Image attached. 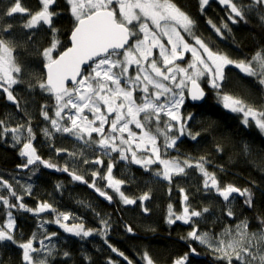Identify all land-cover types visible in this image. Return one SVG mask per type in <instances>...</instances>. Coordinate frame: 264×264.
<instances>
[{
  "label": "snow or ice",
  "instance_id": "snow-or-ice-1",
  "mask_svg": "<svg viewBox=\"0 0 264 264\" xmlns=\"http://www.w3.org/2000/svg\"><path fill=\"white\" fill-rule=\"evenodd\" d=\"M199 2L203 11L209 0ZM219 3L228 6L233 14L229 17L233 23L244 19L243 9L233 0H219ZM254 3L264 7V0H254ZM66 4L75 20V26L69 37L70 46L63 51L59 50L63 44L58 39V29L53 22L54 17L59 15L53 11L57 0H40L41 7L35 13L23 7L20 0H12L11 6L4 13L7 17L27 14L30 18L23 25L25 29L46 25L51 32L49 45L39 53L43 58L45 78L35 85L55 99L54 117L49 116L46 107L42 106L41 109V115L51 125V130H42L44 136L51 140L55 133L69 134L87 147H98L106 155L116 152L121 160H129L130 153V162L145 169L153 164L162 166L155 174L169 181L174 175L184 174L186 168L195 167L204 177L203 186L206 191L215 189L224 201H230L233 194H237L245 198V205L252 207L253 193L250 189H241L233 184L221 187L216 174L205 167L208 163L205 157L193 164L187 159H166L164 153L174 148L181 136L189 135L193 140L199 136V133L193 134L187 129V121L192 119V114L184 117L180 110L187 99L196 102L205 98V90L200 84L204 77L208 78L210 87L216 90L224 108L241 113L245 125L251 121L264 132V108H255L244 99L227 93L221 95L225 68L230 65H234L247 76L258 77L259 84L264 86V50L256 52L250 60L239 61L231 59L226 53L214 51L193 31L195 20L172 0H66ZM261 19L264 20V16ZM12 27L9 24L0 28V91L19 107V101L13 94V86L22 82L20 74L23 69L16 62L15 47L5 38L11 33ZM212 27L217 34L222 35L219 27L214 24ZM223 27L227 28L228 25L224 24ZM181 30L194 43L185 39ZM155 49H158V54L154 53ZM186 53H190L192 59L186 67H181L177 61L183 60ZM133 65L135 75L130 74ZM69 83L72 87H68ZM2 125L4 121L0 120V126ZM130 125L140 130L139 133L132 131ZM2 131L4 134L10 132L17 144L24 141L19 154L26 158V163L18 167L27 169L42 164L47 168L68 173L74 181L87 183L83 176L71 172L67 166L59 169L57 165L42 159L33 145L35 133L30 121L27 126L3 127ZM94 134L96 139H93ZM161 137L162 145L158 143ZM56 151L58 154L67 152L66 149ZM84 163L89 161L85 160ZM92 163L103 165L104 161L97 158ZM113 167L114 164L110 161L105 175L101 176L98 171L93 172V183L89 186L111 201L112 196L107 191L96 187L95 181L99 177L107 181L106 188L118 194L125 205L135 204L136 200L128 198L121 191V185L125 181L112 176ZM60 187L57 185V188ZM0 188L7 190L9 197H14L17 201L11 203L9 197L0 195V204L7 209V222L0 225V242L17 244L22 249V260L25 264H48L47 256L38 260L34 254L45 250L51 255V250L47 249L44 240L39 242L40 248L34 246L35 233L25 242L15 240L13 232L16 222L11 209L36 215L46 211L55 212V220L49 222L56 223L65 232L81 238L93 234V230L85 229L83 223H67L75 218L69 213L58 212L47 202L39 203L35 209L27 207L23 203V196L17 195L12 184L2 177ZM26 192L31 194V186ZM139 199L144 201L149 196L145 193ZM184 200H188L187 195ZM144 211L147 212L148 209L145 208ZM209 211L208 207L199 211L185 207L182 215L172 219L169 205L168 223H194L193 218ZM233 215V211L229 209L227 216ZM101 223L105 231L100 234L105 235L109 224L105 220ZM261 225L259 231L250 232L248 222L244 220L236 225L234 234L232 229H225L222 239L210 237L208 233L199 232L198 227L193 226L187 237L182 239L205 245L212 250L217 260L225 264H264V220ZM127 231H133L131 226H127ZM55 235L56 233L47 234L44 239L50 240ZM110 247L127 264H133L123 252L111 245ZM64 255L68 256L69 253L65 252ZM198 255L196 248L190 246L189 252L174 259L172 264H191L190 257ZM142 258L145 264H154L147 252ZM109 264L115 262L110 260Z\"/></svg>",
  "mask_w": 264,
  "mask_h": 264
},
{
  "label": "trees",
  "instance_id": "trees-1",
  "mask_svg": "<svg viewBox=\"0 0 264 264\" xmlns=\"http://www.w3.org/2000/svg\"><path fill=\"white\" fill-rule=\"evenodd\" d=\"M172 2L195 20L193 31L214 51L226 53L231 59L239 61L250 60L256 52L264 50V20L261 19L264 16V7L255 4L254 0H233L244 11V19L236 23L229 18L232 13L228 6L220 4L219 0H209L203 11L199 0H172ZM31 3L39 4L38 0H33ZM55 11L59 13L55 17V22L60 32L63 44L61 51H63L70 45L69 36L75 26V20L66 0H57ZM4 18V22L0 21V25L6 27L9 25L7 20H11V17ZM209 21L212 23L210 24ZM213 24L221 29L222 35L217 34L212 27ZM224 24L228 27L224 28ZM11 25H13L12 40L21 46L20 49H27L24 57L29 61L36 56L31 53L32 45H37L34 34L38 37L40 33L26 32L23 23ZM15 34H18L17 40ZM44 36V41L41 46L38 44L37 50L42 79L45 78V71L39 53L49 45L51 39L50 34ZM200 84L207 92L204 101L191 104L186 100L184 105V114L186 116L192 114V119L187 121V129L193 134L199 133V136L195 140L189 135L181 136L175 147L170 148L171 155L166 153V156H178L181 159L189 158L194 161L205 157L208 161L205 167L209 172L216 174L221 187L233 184L241 189H250L253 193L252 207L245 205V198L237 194L230 201H224L214 189L206 191L203 186L204 177L195 167L186 168L182 176L174 178L169 183L153 185L155 190L153 195L156 197L154 201L143 202L137 199L141 194L140 190L150 191L148 185L127 184L129 194L136 198L137 202L134 205H125L109 192L104 180L98 177L95 185L112 196V200L108 201L89 187V184L93 183L92 173H88L85 168L77 170L65 165L64 156L57 154L56 149L69 147L63 137L57 136L49 140L40 132V124L50 126V122L41 115L42 106L47 108L49 116L54 117L55 110L54 96L45 93L39 97L36 119H30L24 112L19 111L24 113L27 123L31 122L37 153L42 159L57 165L59 169L67 166L71 172L83 176L87 183L74 181L68 173L57 172L60 170H52L42 164L18 171L16 167L26 163V158L20 156V149L9 146L1 139L2 131H0V177L12 184L18 195L23 196V203L33 209L41 202L52 200V190L54 193L57 189L62 193L71 192L77 198L86 196L85 199L97 203L95 208L105 215L102 219L108 222L109 227L106 234L101 235L100 233L105 231L104 226L101 221L95 220L91 229L98 233L81 238L53 224L47 225L44 231L40 219L46 216L37 217L32 212L13 209L16 220L13 234L15 240L25 242L35 233L36 241L44 240L51 250V255L44 250L39 252L40 256H47L48 264H109L110 260L115 264H127L118 252L111 250L110 245L123 252L133 264H145L142 258L145 252L152 258L154 264H172L174 259L189 252L190 246L196 248L201 255L199 258L190 257L191 264H223L224 262L216 260L212 251L199 245L197 241L182 239L187 237L192 227L186 226L181 221L168 223L171 197L175 201H182L181 188H183L188 196L186 207L198 211L208 207L210 211L200 216L204 222L198 220L199 222L196 223L199 228L208 230L214 235L222 232L227 226L244 220H247L250 232L259 231L262 227L261 221L264 220V134L254 123L245 125L241 114L224 108L216 90L208 84V79ZM224 93L240 97L255 108H264V86L259 84L258 77L247 76L234 65L225 68L221 95ZM5 101L4 97H0V119L3 118ZM160 144H163L162 141ZM112 161L116 167L122 164L115 156ZM131 169L135 175L145 180L151 175L148 168L134 166ZM180 180H183V183L178 185ZM22 183L31 186L30 195L26 190L19 189ZM57 185L61 187L57 188ZM11 201L17 203L15 198ZM145 208L148 209L147 212L144 211ZM229 209L234 213L232 217L227 216ZM6 216L7 209L0 205V225L4 224ZM127 226H131L133 231L128 232ZM51 233L56 235L50 240L44 239L45 235ZM65 252L69 255L65 256ZM0 264H25L22 260V250L17 244L0 242Z\"/></svg>",
  "mask_w": 264,
  "mask_h": 264
},
{
  "label": "rangeland",
  "instance_id": "rangeland-1",
  "mask_svg": "<svg viewBox=\"0 0 264 264\" xmlns=\"http://www.w3.org/2000/svg\"><path fill=\"white\" fill-rule=\"evenodd\" d=\"M37 1V0H36ZM39 1V0H38ZM21 5L27 9H31L32 13H35L36 11H38L41 7L40 4H33L31 2H33V0H20ZM12 4V0H0V21H2V23L4 22L3 20L5 19L4 17H7L4 15V13L7 11V9L11 6ZM233 15V14H232ZM30 17L27 15H14L11 17V20H7V22L9 24H13V23H18V24H25L26 21L29 19ZM54 26L55 28H57L56 22H55V18H54ZM3 26L0 25V28H2ZM58 29V28H57ZM26 32H32V34H34V32H38L40 33V35H38V37L34 34L35 36V41L37 45H32V52L34 54L35 57L30 58L29 61H27V59L24 57V52H27V49H20L21 46H18V43H15V41L12 40L13 34L10 33L9 35H6L5 38L10 40L13 44V46L15 47V58H16V62L22 67L23 71L20 74V79H21V83L18 85L13 86L14 91L13 94L17 97V100L19 101V107H17L16 104H14L13 102L9 101L6 97V94L3 93L2 91H0V97H4L6 99V103L4 104V109L3 111V118L0 120L4 121V125H2L0 127V131H2L3 127H7V128H13L16 127L17 125H25L27 126V121L24 118V113L30 117V119H36L37 118V103L39 100V97L42 94H47L48 92L41 90L37 85L39 80H42V75H41V71L39 70V60L37 59V50H38V44H40V46L42 45V42L44 41V34H50L51 36V32L48 29V27L46 25H40L34 29H24ZM17 32V31H16ZM18 33V32H17ZM181 34L185 36V39H187L190 43H194V41H192L190 36H186V33H183L181 30ZM17 36L18 34H15V39L17 40ZM58 39L62 42V40L60 39V32L58 29ZM17 42V41H16ZM17 44V45H16ZM61 51V48L59 49ZM31 51V50H30ZM41 52V51H40ZM154 53L158 54V49L154 50ZM30 55V53H28ZM23 55V56H22ZM192 59L191 54L190 53H186L185 54V58L183 59V61H177V63L181 66V67H186L188 62ZM40 60L43 61L42 56H40ZM130 74L131 75H135V65L131 66L130 68ZM207 77L201 78L200 83L207 80ZM30 85H32V87H30ZM72 87V86H71ZM188 100V99H187ZM138 102H139V98H138ZM221 102V101H220ZM186 103V101H185ZM222 103V102H221ZM185 105V104H184ZM184 105L181 107V114L184 117H187L184 114ZM14 108V109H13ZM19 111H22L24 113H20ZM55 112V110H54ZM237 113V112H236ZM241 114V113H239ZM242 119H244L243 115L241 114ZM91 118V117H90ZM253 123V122H249ZM32 127V126H31ZM155 127V125H153V128ZM39 128L41 129V133L43 134V129L45 128H49L51 130V125L47 126L44 124H40ZM107 128V125H106ZM130 128L132 129V131L139 133L140 130L136 129L134 125H130ZM33 130V129H32ZM264 134V132H263ZM3 135V136H2ZM24 135L26 136L27 133L25 132ZM44 135V134H43ZM127 135V134H125ZM173 135H175V132L173 133ZM1 139L4 140L9 146L14 147V148H18L20 149V151L22 150V146H23V140L21 141V143L17 144L13 141L12 139V134L9 132L7 134H4L2 131L1 134ZM57 136H62L63 140L69 145V147L66 149L67 152H60L59 155L64 156V160L63 162L65 163V165H69L70 167L80 170L85 168V170L88 173H93V172H99L101 176L105 175L107 172V165L108 163L112 161L113 156H115L117 159H119V161L122 163L120 166L116 167L115 163L113 170H112V176L115 179H120L125 181V183L123 185H121V191L124 193L125 196H127L130 199H134L136 200L134 195L129 194L128 189H127V184H134V185H138L140 183H142L143 185H148L149 186V192H143L144 190H140L141 194H139L137 196V199H139L141 196H143L145 193L148 194L150 201H154L155 200V195L153 190V185H159L161 183L167 182L169 183V180L164 179L162 176H157L155 173L157 172L158 168H162V166H159L158 164H153L150 165L148 167V170L151 172V175L148 176V178L142 179L140 176L135 175V173L133 172V170L131 169V167H139L142 168L141 165H137L135 163L130 162V157L131 154L129 153V160H121L119 157V154L116 152H112L110 153V155H106L103 153V151L101 149H99L96 146L93 147H87L83 144L82 141L77 140L75 137L69 135V134H63V133H55L54 136L52 137L55 138ZM97 137L95 136V134L93 135V139H96ZM35 141V139H34ZM34 141H33V145H34ZM162 141L163 143V137L160 138V140L158 141V143H160ZM35 147V145H34ZM71 153H75V155H71ZM81 153H83V155H81ZM166 153L170 154V149H168L165 153H164V158L166 159H171V158H179L180 160H184L181 159L178 156H170L167 157ZM58 154V153H57ZM97 158H100L101 160L104 161L103 165L100 164H95L92 163V161L96 160ZM187 160H189L191 163H195L196 161L194 160H190L189 158H186ZM85 160H88L89 163H84ZM131 164V165H128ZM144 168V167H143ZM182 176V174L180 175H174L172 177V180L174 178H178ZM98 178V177H97ZM171 180V181H172ZM180 183H183V180H180L178 182V185H180ZM107 181L104 180V185L106 186ZM28 185L25 184H21L19 186V189L22 190H26L28 189ZM152 188V189H151ZM109 190L110 193H112L114 196L118 197L119 200L121 201L120 197L118 194H116L112 189L107 188ZM183 189V188H181ZM14 190V189H13ZM60 189L56 190V193H54V191L52 190L51 194H52V200L50 201H46V202H50V204H52V206L58 211V212H63V213H69L71 214V216H73L75 219H70L67 223L73 224V223H83L85 229H91L93 228L91 225H93V222L95 220H99L102 221V217H105L104 214L100 213L99 211L96 210L95 206H97V203H92V201H89L87 199H85L86 196L82 197V198H77L75 196H73L71 194V192H65L63 191L60 192ZM184 191L181 192V195L183 197L182 201H175L173 197H171V212H172V219H175V216L178 215H182L183 214V210L186 207L185 203L186 201L184 200V196L187 195L185 192V189H183ZM215 190V189H214ZM15 191V190H14ZM32 191V188H31ZM18 195V192L15 191ZM0 195H3L5 197H9V193L7 190H5L4 188H0ZM134 197V198H133ZM14 197H9L10 202L12 203L11 199ZM140 200V199H139ZM146 200H144L143 202H145ZM43 203V202H41ZM2 205V204H0ZM129 205H134V204H129ZM76 207V208H75ZM13 209H11L12 211ZM169 210V208H168ZM13 213V217L15 218V214ZM34 214V213H33ZM37 217L40 216H46L44 218H41V224H43V229L44 231H46L47 229V225L53 224L54 226L60 228L59 225H57L56 223H50L49 221H54L56 218V213L55 212H48V213H40L38 215L34 214ZM87 216V217H86ZM169 216V215H168ZM198 220H201V217H195L193 218V222L194 223H189L186 224L183 222L186 226L189 227H193V226H197L196 222H199ZM204 222V219H202ZM201 220V221H202ZM7 222V216L5 219L4 224ZM16 222V220H15ZM63 222V221H62ZM241 222L235 224V225H231V226H227L225 229H232L233 230V234L235 233V228L236 225L240 224ZM3 225V224H2ZM15 228H16V223H15ZM62 229V228H61ZM225 229L220 232L217 235H214L213 233H211L208 230H205L203 228H199L198 230L199 232H206L209 234L210 237L216 238V239H222L223 237V233L225 232ZM63 230V229H62ZM93 230V229H91ZM15 231V230H14ZM104 231V230H103ZM98 233V231H93V234ZM14 234V232H13ZM92 234V235H93ZM90 235V236H92ZM40 241H34V246L37 248H40ZM44 244L47 246V249H50L47 242H44ZM199 244V242H198ZM201 245V244H199ZM204 248H207L205 245H201ZM209 249V248H207ZM22 250V249H21ZM210 251H212L211 249H209ZM45 251V250H44ZM35 255V254H34ZM37 256V257H36ZM35 258L36 259H44L45 255L40 256L39 252L36 253ZM215 256V255H214ZM217 260V259H216ZM219 261V260H217ZM220 262V261H219ZM222 264V263H220ZM225 264V262L223 263Z\"/></svg>",
  "mask_w": 264,
  "mask_h": 264
},
{
  "label": "water",
  "instance_id": "water-1",
  "mask_svg": "<svg viewBox=\"0 0 264 264\" xmlns=\"http://www.w3.org/2000/svg\"><path fill=\"white\" fill-rule=\"evenodd\" d=\"M70 37V36H69ZM70 43V42H69ZM70 46V45H69ZM45 71V70H44ZM72 85L69 83V85H68V87H71ZM201 87L202 88H204L202 85H201ZM205 90V89H204ZM205 94L207 95V92H206V90H205ZM206 95H205V97H206ZM205 99V98H204ZM204 99L203 100H201V101H196V102H193V101H191L190 99H188V101L191 103V104H199V103H201V102H203L204 101ZM16 169L18 170V171H23V170H27V169H25V168H22V167H16ZM50 169V168H49ZM52 170H54V169H52ZM57 172H62V173H66V172H63V171H57ZM89 185H91V184H89ZM90 187V186H89ZM91 189H93L95 192H97L96 190H95V188H93V187H90ZM98 193V192H97ZM99 194V193H98ZM235 194H233V196H234ZM47 203H49L50 204V202H47ZM52 205V204H51ZM48 212H51V211H46V212H44V213H48ZM191 247H193V246H191ZM201 255L199 254L198 256H196V258H199Z\"/></svg>",
  "mask_w": 264,
  "mask_h": 264
},
{
  "label": "flooded vegetation",
  "instance_id": "flooded-vegetation-1",
  "mask_svg": "<svg viewBox=\"0 0 264 264\" xmlns=\"http://www.w3.org/2000/svg\"><path fill=\"white\" fill-rule=\"evenodd\" d=\"M39 2V4H40V0L38 1ZM57 6V5H56ZM40 8V7H39ZM56 8V7H55ZM55 8L53 9V11H55ZM30 12H31V9H28ZM16 15H26L27 16V14H16ZM55 18V17H54ZM183 32V31H182ZM187 37H188V34L186 35ZM181 61H183V60H181Z\"/></svg>",
  "mask_w": 264,
  "mask_h": 264
}]
</instances>
